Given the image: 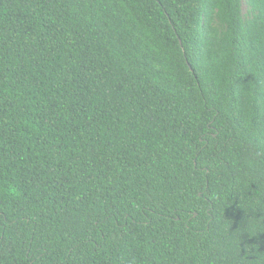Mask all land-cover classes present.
Listing matches in <instances>:
<instances>
[{"label": "trees", "instance_id": "1", "mask_svg": "<svg viewBox=\"0 0 264 264\" xmlns=\"http://www.w3.org/2000/svg\"><path fill=\"white\" fill-rule=\"evenodd\" d=\"M0 264H264V0H0Z\"/></svg>", "mask_w": 264, "mask_h": 264}]
</instances>
